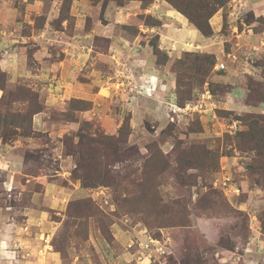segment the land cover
I'll return each mask as SVG.
<instances>
[{"label": "rangeland", "instance_id": "374dc122", "mask_svg": "<svg viewBox=\"0 0 264 264\" xmlns=\"http://www.w3.org/2000/svg\"><path fill=\"white\" fill-rule=\"evenodd\" d=\"M33 1L11 0L18 14L5 35L25 66L0 65V264H42V251L50 264H243L237 251L264 237V155L239 135L244 115H264L253 98L264 91L262 10L255 18L230 0L216 11L219 30L216 12L209 19L212 44L173 55L160 46L162 17L144 11L152 2L131 16L133 0H83L77 19L72 0L62 20V0L57 16L49 0L40 14L26 9ZM144 60L156 75L136 84ZM67 74L84 91L51 105L42 85ZM163 81L166 96L156 93ZM191 145L204 146L192 151L201 162L182 168L176 152ZM77 165L109 184L84 186L71 175Z\"/></svg>", "mask_w": 264, "mask_h": 264}, {"label": "crops", "instance_id": "0c3cea01", "mask_svg": "<svg viewBox=\"0 0 264 264\" xmlns=\"http://www.w3.org/2000/svg\"><path fill=\"white\" fill-rule=\"evenodd\" d=\"M13 1L15 0H12V2ZM22 1H26V0H22ZM60 1L61 0H49V5L52 4L49 6V8L51 9L49 13L53 11L55 12L54 14L57 16ZM240 1L242 2L245 10L252 12L255 18L260 12V10H264V0H240ZM84 5L85 4L83 0H74L70 12L71 15L75 16L78 19L80 13L77 7L81 6L82 8H84ZM42 6H43L42 0H34L33 2L27 4L26 9H28L31 12L35 11L36 14H40L42 10L41 9ZM124 9L129 10L127 14L129 15L131 14V16H135L138 12L142 11L141 2L138 0L130 1L128 4L124 6ZM144 11L162 17L164 24H163V28L160 30L161 32L160 46L164 50H166L169 54L178 55L181 52V50L185 48L184 46L189 45L190 43H192L193 46L196 45L201 48H206L205 46L208 43L212 44L213 40L202 36L200 32L196 28H194L182 14L174 10L164 0H153V2L146 9H144ZM17 14L18 11L16 10V8H14V6H11V0H3V2L0 4V32L3 35L0 36V49L2 48L3 50L0 56L1 57L0 65L4 70L12 71V72L19 67L20 68L24 67L25 66L24 62L26 58V56L22 54L19 48L18 49L14 48L17 47L13 45V42H16V40L13 39L9 40V38L5 36L7 31H11L8 29L6 30V28L11 26L12 23H13L12 26L14 27V23H16L15 19ZM221 20H222V13L221 10H219L212 16L210 22L213 27L215 26L214 28L216 30H219L221 26ZM47 21H48V17H47ZM45 26H47L48 30H50L51 33L50 36L52 34H56L60 32V31H54L50 26H48V24H46ZM43 30L45 29L42 28L41 31ZM93 30H95V28ZM75 33L78 34V32ZM84 34L88 36L92 34V32L85 31ZM50 36H47L46 39L49 38ZM135 40L136 39H134L132 43H135ZM6 41L8 42L5 43ZM39 53L40 50L37 48L32 55L34 59L37 60L39 64H41L42 61H40L39 59L41 55H39ZM147 57L148 56L145 55V59H147ZM133 58L141 59L143 57L141 55H136L133 56ZM70 61H71L70 59L66 58L67 65L68 62ZM59 63L62 65L64 64L63 62H59ZM46 65L47 64H45V66ZM139 65L140 66L136 68L135 74L137 76L136 78L133 79L134 83L139 84L142 82V80L149 78L151 75L152 76L156 75L151 70L148 69L151 66L146 64V60L140 61ZM53 66L54 65H52L51 67ZM141 66L143 67L140 68ZM41 67H43V65H41ZM41 67H38L37 70L38 71L43 70ZM75 69H76L75 66L73 65L72 67L69 66V71L74 72ZM71 72L69 74H71V76L73 77L72 74L74 73ZM65 77L63 76L62 78H58L55 83L56 85L51 84V86L48 87L47 85L45 86L42 85L40 91L45 95V97L49 98L51 105L55 103H60V101L66 98V96L68 95L69 96L78 95L80 94V91H82L81 90L82 86L78 81L76 80L74 81L72 77H70L68 74ZM168 83L169 82L167 81L165 82L163 81L161 82V84L159 83L160 85L162 84L165 85V91H156V93L160 94L162 92L163 94H165V96L171 94L170 88L172 85ZM131 89H133V87H131ZM127 104H132V103H127ZM36 127L45 128L44 122L41 121V123H39V125H36ZM229 252L233 253L232 251ZM242 252L237 251V257H235V261L238 260L243 264H264V237L261 236V233L257 232V234L251 235L246 241L245 249ZM226 254L227 256L230 255V253L228 254V252H226ZM38 258H40V260H43L42 264H50L48 260V254L45 255L43 251L41 252V255H38ZM122 258L128 259V254H123V256L120 257V260H122ZM218 264H221V261H219Z\"/></svg>", "mask_w": 264, "mask_h": 264}, {"label": "trees", "instance_id": "16d2710c", "mask_svg": "<svg viewBox=\"0 0 264 264\" xmlns=\"http://www.w3.org/2000/svg\"><path fill=\"white\" fill-rule=\"evenodd\" d=\"M72 0H62V5L60 9V18L68 19V7L70 6ZM119 5H122V3L126 0H115ZM142 3V7L147 6L153 0H139ZM167 2L173 9L181 13L188 22L196 28L203 36L210 37L213 34V29L210 25L209 19L211 16L221 7H224L230 0H164ZM67 12V15L65 16ZM151 17H147L146 19L149 21ZM154 47V54L158 55L161 53V51L156 47L155 44H153ZM188 55L189 53H185ZM199 55V54H195ZM167 60V56L165 55V60H161L159 58L156 59L157 64L162 63ZM3 78H5V74L0 69V88L3 86ZM255 100L257 102H264V91H257L254 94ZM37 110L34 109L29 114L36 113ZM27 114H22L20 112H16L10 115V117L13 118H20L25 117ZM8 114L4 115V118H6ZM248 119V128L247 130H243L239 132V135L241 137H245L247 145L243 148H249L251 150H254L259 155H264V115L261 114H253V113H247L244 115ZM6 122V120H5ZM4 122V125H5ZM124 126V125H123ZM121 126V128L123 127ZM194 148H204V146L201 145H191V148L188 149H180L177 151L178 156V162L183 167L193 168L196 167V165L201 162V155L198 153L192 152ZM161 153V151H159ZM195 154V155H194ZM77 166L72 170L71 175L74 178L80 179L84 186L86 187H92L97 185H108L109 181L106 179H102L98 175L89 178L87 176H84L77 173ZM89 169V167H88ZM96 169V168H94ZM89 178V179H88ZM261 232L264 233V217L261 219Z\"/></svg>", "mask_w": 264, "mask_h": 264}, {"label": "built area", "instance_id": "2783aa9c", "mask_svg": "<svg viewBox=\"0 0 264 264\" xmlns=\"http://www.w3.org/2000/svg\"><path fill=\"white\" fill-rule=\"evenodd\" d=\"M231 2L235 4L237 9H240V10L244 9V6L240 0H232ZM261 14L264 16V10H262ZM224 67H225V65L223 62H220V63L215 65L216 70H222V69H224ZM188 106L189 105H186L185 107H180V108H181V110H185V108H187Z\"/></svg>", "mask_w": 264, "mask_h": 264}]
</instances>
